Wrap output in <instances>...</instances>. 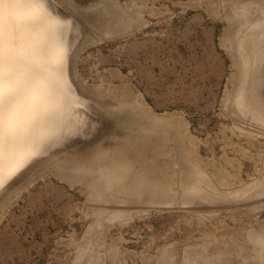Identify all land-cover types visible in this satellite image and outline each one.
I'll return each instance as SVG.
<instances>
[{
  "label": "rangeland",
  "instance_id": "rangeland-1",
  "mask_svg": "<svg viewBox=\"0 0 264 264\" xmlns=\"http://www.w3.org/2000/svg\"><path fill=\"white\" fill-rule=\"evenodd\" d=\"M41 1H44V12L49 18L51 16L53 21L71 20L77 25L76 30L72 32L75 36V44L71 53L77 54L75 65L78 66L76 71L80 80L89 84L88 87L97 89L102 95H105L109 88L111 92L123 91L122 95L127 94L129 101L136 105L142 104L149 111L156 112L158 118L153 119L159 120L160 114L166 118L168 116L171 120L168 122V118H163V122L168 123L166 125L157 120L165 125L164 127L154 120L155 124L151 126L152 119L148 121L150 115L144 114L143 116H146L144 118L137 111H131L122 117L114 113L117 111L123 113L126 108L131 109V103L120 105L119 108L113 107L104 114L106 118L97 113V110H103L104 105L93 100L95 95L92 99L79 93L74 87L71 88V91L87 106L85 109L88 113H91L87 121L81 119L79 124L82 136H78L77 133L75 137L71 135L61 140L62 142L57 146L61 148L60 152H56V146L53 150L51 147L52 152L49 150L48 156L47 153L44 154L45 156L43 154L33 156L34 159L24 166L25 169L12 173L0 182V264H72L79 248L88 247L91 243L98 245L100 249V264H158L161 252L169 246L181 250V253L178 251L181 258L178 259L179 264H192L198 257H194L188 251L184 252L186 243L196 245L198 248L202 247L199 243L208 244L209 241L219 243L222 240L221 235L229 231L233 232L237 242H246L242 243L246 245L247 240L243 235L248 231H253L255 235L261 225L264 226V206L260 204L261 201L264 202V196L261 194H264V191L259 186L257 189V185L251 182L261 177L259 172L262 173L264 169L262 168L264 161L261 163L264 158V112H253L250 110L252 106L243 102L240 111L243 116L232 110V113L237 114L239 118L231 115L232 113H229L231 109L225 105L226 94L229 93L228 90L233 89V81L231 82L230 79L233 80L234 73L238 71L237 66L233 64L234 58L232 59L228 50L231 43L225 38L229 25L225 17L227 0H222L225 3L220 0L214 2L212 0H69L70 2L33 0V3ZM230 1L238 2V0H229L228 3ZM249 1L251 2L245 3L246 13L259 15L261 12L263 16L264 11L261 9L263 5L260 2L264 0L257 3V0ZM14 2L16 8L18 2L17 0ZM29 3L25 2L23 6ZM92 3H97L96 8L94 5L92 7ZM211 4L217 6L215 7L217 11L211 9L214 7ZM142 5L145 6L144 9ZM138 12L147 20L146 22L141 18L146 24L135 20ZM261 15L258 21L260 25L264 23ZM113 17L116 20L119 18L120 22L115 20L116 22L111 25V22H107L108 25L105 26L106 21L111 18V21L114 20ZM130 18L134 20L136 26L131 20L132 23H129ZM19 20L27 31V34L25 33L27 43L31 45L36 57H41L48 51L55 53L49 47L50 38L45 45L36 41L39 33L37 20H26L21 16ZM251 23L250 20L244 21L243 33ZM116 24L118 28L115 27ZM109 25L111 27L114 25L116 28L112 29V31L116 30L113 31L114 33L110 31L111 29L107 30L106 27ZM246 37L251 38L250 35ZM243 40L242 45L251 42L249 39ZM246 45L241 50L245 51ZM61 64L59 61L54 70L60 71ZM241 97L243 98V94ZM103 99H108V96H103ZM111 100L115 102L117 99ZM94 115L105 119L98 116L96 118ZM131 117L143 118L147 125L150 122L151 129L146 124L147 130L140 125L141 131H138L140 134H136V138H145L148 145L153 144L150 145V149L156 148V153L153 149L151 153L157 155H154L157 163H160L158 158L163 159L161 161L162 164L164 163L167 151L166 155L169 158L168 160L166 158L165 162L169 164V168H171L170 163L173 162L172 175H175L181 167V164H176L183 160L179 139L185 136L188 141L187 147L189 145L191 150V161L190 159L189 161H193V156L199 159L200 162L195 159L197 161L195 163H201V166L203 164L204 167L201 168H204L206 175L214 178L217 184L221 178H227L229 181L227 188L220 190L226 191L232 188L231 191H237L235 192L237 194L231 197L233 200L223 197L219 198L221 200L215 199V202L200 203L202 205L178 206V204L166 203L164 206L162 204V206H141L136 207L132 215L123 219L108 220L96 216V202L91 200L88 187L79 182L71 185L53 170L50 174L40 177L18 196L13 194L14 189L33 171L51 161L52 155L61 157L71 152V149L75 150L77 146L72 153L80 150L90 151L94 146H110L117 138H126L130 132L127 129ZM241 117L244 120H241ZM174 118L177 119L176 121H181L182 127L178 124L180 122H177L175 127ZM250 122L253 123V127ZM154 125H157L156 128L159 125L162 127L159 126L156 131ZM257 125L260 129L256 128ZM237 126L243 130V133ZM160 127L166 128L167 132L171 131L166 134V131L160 130ZM179 128L183 130V135ZM246 130L258 131L254 134V132L246 133ZM260 131L262 133H259ZM161 132L165 134L162 135ZM79 137H83L84 140L83 138L80 140ZM149 138L150 140L155 138L153 139L155 143L157 141L159 144L163 142L162 144L167 145L163 147L162 144H154L153 140L149 143L150 141L147 140ZM60 145L64 148L62 149ZM158 145L160 148L163 147L161 148L163 151L165 150L162 151L165 153L163 156L158 155L162 154ZM176 156H180V160ZM175 159L178 161L174 162ZM175 165L178 167L177 170L173 167ZM217 176L221 178L218 179ZM250 182L251 186H249ZM247 183L245 189L248 187L249 190L244 191V184ZM240 188H242L241 194ZM256 189L258 191L260 189L261 193ZM237 196L239 199H234ZM250 205H256L257 208L255 206H253L255 209L251 208ZM213 246V243L209 244L208 249L216 250L217 246ZM193 252L198 254L195 250ZM234 253L231 255L233 256ZM248 254V252L244 253L246 257L250 255ZM201 260L200 263L202 261L205 263L204 258ZM250 262L247 261L248 264H254L253 259Z\"/></svg>",
  "mask_w": 264,
  "mask_h": 264
},
{
  "label": "bare ground",
  "instance_id": "bare-ground-1",
  "mask_svg": "<svg viewBox=\"0 0 264 264\" xmlns=\"http://www.w3.org/2000/svg\"><path fill=\"white\" fill-rule=\"evenodd\" d=\"M212 1L214 2V0ZM225 1L222 2L225 3ZM228 1L229 0H227V3H225L228 4L227 9L225 10V17L227 18L229 25L226 29L225 38L226 41L228 40L227 42L231 43L228 50L231 52L230 56H232V59L234 58L233 61L235 63L233 62V64L237 66L238 71L234 73V75L232 74L233 80L230 79L231 82L233 81V89L229 91L227 88L229 93L227 92V98L225 97L226 100L224 99L226 102L225 105L231 109L229 113H232L233 110L235 113H239L241 116H243L240 114L243 102L250 104L252 107H248H250V110L253 112H264V23L260 25L258 22L260 20L259 15L262 13H258L259 15H256L255 13L247 14L245 3L251 2L249 0H238V2L232 0V3L231 1L229 2L231 5H229ZM259 1L263 0H257L256 3ZM24 3L25 2H18V4H16V8L14 0H4L3 3H0V17L3 19L2 39H0V182L12 173H18L19 171L23 170L24 166L34 159L33 156L40 154L44 155L47 152L50 153L49 150H53V147L55 146L57 149L54 148V150L56 149V152L59 151L61 148L59 149L57 146L59 145V142H62L61 140L65 138L67 139V137H70L71 135L72 137H75L74 135L77 133H79L78 136H82L80 133L81 129L79 124L81 119L87 121L90 117L89 114L91 113H88V110L85 109L87 106H85L84 103L79 100L78 95L71 91V88L73 87L79 93H82L87 97H91L92 99L95 95L93 100L104 105L103 110H97V113L100 115H104L113 107L119 108L120 105L131 103V109L126 108L123 113H118V111L114 113L117 116L122 115V117L125 116L127 112L131 111H137L141 117H144V114L150 116L152 115V117L149 116L148 120L150 121L152 119L153 123L151 124L149 122L151 126L155 124L154 120L156 119L153 118L157 117L156 112L153 113L152 110L149 111L146 106L140 103V105H136L129 101L127 94L122 95L123 91L116 90L115 92H111V88H109L107 93L102 95L91 85L90 86L92 88L88 87L89 84L87 85L85 81L80 80L77 75L76 67L78 68V66L75 65L77 61V54L71 53V49L75 44V36L72 34V32L76 30L77 25H75V23H73L71 20L63 22L58 19L57 22H55L52 20L51 16L50 19L49 16L44 12V1H41L40 3L30 2L26 6H23ZM261 3L263 5L261 9L264 11V2H260V4ZM96 4L92 3V7ZM137 6L138 5H136V7ZM145 6H148V4H145ZM211 6L214 5L211 4ZM215 7L217 6L211 7V9L213 8L216 9L215 11H217V8ZM107 10L105 11L106 13ZM149 10H151V8ZM154 10L156 11L155 8ZM40 11L43 14H41ZM141 14L142 13L138 12L137 18L135 17V20L138 22L140 21L139 23H141L142 20L147 22V20L142 18L143 15L141 16ZM20 16L25 17L26 20L34 19L38 21L39 33H37L38 37L36 38V41H40L43 45H45L50 38L51 43L49 47L53 49L55 53H49L48 51L43 53L41 57H36L31 45L27 43V37L25 36L27 31L21 26V20H19ZM254 16L256 17L253 18ZM262 17L264 20V14ZM111 19L106 21V23L111 22V25L116 21L120 22L119 18L116 20V18L113 17V22ZM130 20L131 18L128 20L129 23ZM243 20H250L252 22L247 26L244 33V29L242 27V24L244 23ZM132 22L131 23L134 25V20ZM146 22L143 23L146 24ZM117 24L115 27L118 28ZM106 25H108V23L105 24V26ZM109 26L106 27L107 30L111 29L110 31H112L114 25L112 27ZM134 26H136V24ZM247 35H250L251 38L246 37ZM243 38L244 40L249 39L251 42H249L248 45H246L247 43L242 45L241 43ZM244 45H246L245 51L241 50ZM59 61L62 63L61 70L55 71L54 68L57 67ZM241 94H243V98L241 97ZM103 96H108V99H103ZM113 98L117 100L113 102L111 100ZM233 113L231 115H234ZM171 114L173 115L172 117H174V114ZM97 116L98 115H94L96 118ZM158 116H160L159 120L157 119L158 121L165 125L168 124L165 120L168 118V116L167 118L164 115V117L161 116L160 114ZM234 116L236 117L238 115L236 114ZM98 117L102 118L101 116ZM104 117L107 118L105 115ZM238 117L237 119L240 118ZM163 118H165V123L162 120ZM93 120L95 121V118H93ZM170 120L171 119H169L168 122ZM176 120L177 119L174 121L175 127L177 122H180L178 123L180 126L181 121ZM241 120L244 119L241 117ZM144 121L146 120H143V118L131 117V119L128 121L129 128L127 129L130 132L128 135H126V138H117L118 140L116 139V141L110 146L99 145L94 146L90 151L80 150L78 152L72 153V151L76 150L78 147L77 146L74 148L75 150L71 149V152H67L68 154L65 153L63 156L60 155L61 157L52 155L51 161L46 160L48 163L51 162V164L45 163L39 166L36 171H33L29 177H27L14 189L13 194L18 196L23 190L30 187L40 177H44L45 175H48V173L50 174V171L53 170L56 175L66 180L71 185H75V183L79 182V184L81 183L82 185L88 187L87 189L90 191L91 200L96 202V216L105 217L108 220L123 219L125 216H129L136 207H149L151 205L164 206L166 203L174 205L178 204V206L199 205L200 203L203 204L204 202L208 201H210V203L212 201L215 202V199L221 200L219 198L223 197H225V199L231 200L232 195L234 194L235 196V194H237L235 193L237 191H231L232 188H228L226 191L222 190L224 187L227 188V185L229 184L227 178H221L217 176L218 179L221 178V181L217 184L214 178L208 177L204 168H201L204 167V165L202 164L201 166V163H195L196 160L198 162L200 161L199 159H196L195 156H193L194 154L192 155L194 157V159L192 157L194 162H190L191 150L189 149V145L187 147L188 141L185 136L184 138L179 139L183 160H174V162L178 161L176 164H181V167L178 169L176 165L173 166L178 170L176 169V174L172 175L171 169L173 162L170 163L171 168H169V164L165 162L168 156L166 154L168 153L167 151L166 154L163 153L165 150L163 151L161 149L167 144H162L163 142L159 144L156 141L157 144H162L163 146L160 148L158 145V148L161 149V151L159 149V152H163L162 154H158L159 152L157 151V154L159 156H163V154H165V158L163 157V164L161 161L163 159L158 158L160 159V164L155 160V156H157L155 155L156 148L154 149L151 147V149H153L155 152V156L151 153L152 151L150 149V145L152 146L153 144L148 145V142L145 140V138H136V134L139 133L138 131H141V127L147 130L146 127L149 126L151 129L149 123L147 125ZM96 122L97 121H95V123ZM100 122L104 121L100 120ZM250 124H252L253 127V123L250 122ZM140 125L142 126L140 127ZM159 126L157 128H159ZM179 126L177 125V128ZM254 126L256 125L254 124ZM161 127L160 130L164 129H161ZM180 127H182V125ZM166 128L169 127L166 126ZM166 128L164 129L165 131ZM237 128L240 127L237 126ZM256 128L260 129V126ZM241 131V133H243V130ZM251 131L247 132L246 130V133L254 132L253 130ZM257 131L255 130L254 134ZM169 132L166 131V134ZM259 133L262 132L260 131ZM164 134L165 133L162 135ZM181 135H183V130ZM81 138L83 137H79L80 140ZM164 139H166V136ZM147 140L150 141L149 143L153 142L156 144L154 142L155 140L152 141L150 138ZM88 142L89 141H87V144ZM106 142L108 143L109 141ZM63 148L64 146L62 149ZM67 150L69 149L67 148ZM48 153L47 156L49 155ZM180 156L176 157L180 160ZM263 159L264 158H262L261 163H263ZM262 165V168H264V164ZM260 170L262 169L260 168ZM261 172L262 173L259 172V174H261L259 176L261 177H258L255 182L253 180L251 182L254 183V185H257V189L259 186V188L264 191V169ZM251 182L249 183V186H251ZM240 186L242 187L243 185ZM244 186L245 187H243V190L248 191V187V190L245 189L246 186H248V183L247 185L244 184ZM220 188L222 189L220 190ZM241 189L242 188L239 190ZM257 189L256 191L261 193L259 192L260 189L259 191ZM241 193L242 190L240 191V194ZM243 193L245 194V192ZM261 194L264 196L263 193ZM235 198H238V196L234 197V199ZM240 199H242V196ZM263 203L261 201L260 204L264 206ZM253 206L256 207V205ZM253 206L250 205L251 208ZM255 207L253 208L255 209ZM259 229L260 230L257 233L255 232V235L253 231L247 232L245 230L247 233L244 232L245 234L242 235L247 240L246 245L242 244L246 242L239 240V242H237V239L233 237L234 234L232 231L227 233L224 231L226 234L223 233L224 235H221L222 240L219 243L214 241H209L208 244L199 243L202 246L201 248H198L196 245L186 243L184 246V252L188 251L190 254H193L194 257H198V259L195 258L196 262H193L192 264H201L203 262V258L205 263L202 264H245L247 261L250 262L251 259L254 260V264H264V226L261 225ZM211 243H213L214 246H217L216 250H213L212 248L208 249V245ZM193 250H195L198 254H195ZM178 251L180 252L181 250L170 248V246L165 247L158 259V264H179L178 261L180 260L178 259L180 257ZM230 252L234 253L233 256ZM245 252L250 254L247 256L249 258L244 255ZM100 258L101 252L98 245L91 243V245H88V247L79 248L76 258L72 264H100ZM199 258L200 260L202 259L201 263L199 262Z\"/></svg>",
  "mask_w": 264,
  "mask_h": 264
},
{
  "label": "snow or ice",
  "instance_id": "snow-or-ice-1",
  "mask_svg": "<svg viewBox=\"0 0 264 264\" xmlns=\"http://www.w3.org/2000/svg\"><path fill=\"white\" fill-rule=\"evenodd\" d=\"M4 0H0V3H3ZM17 2H33V0H17ZM2 29H3V19L0 17V39H2Z\"/></svg>",
  "mask_w": 264,
  "mask_h": 264
}]
</instances>
